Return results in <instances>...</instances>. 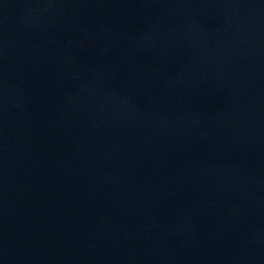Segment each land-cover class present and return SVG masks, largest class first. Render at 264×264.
<instances>
[{
	"label": "water",
	"instance_id": "1",
	"mask_svg": "<svg viewBox=\"0 0 264 264\" xmlns=\"http://www.w3.org/2000/svg\"><path fill=\"white\" fill-rule=\"evenodd\" d=\"M0 264H77L0 90Z\"/></svg>",
	"mask_w": 264,
	"mask_h": 264
}]
</instances>
